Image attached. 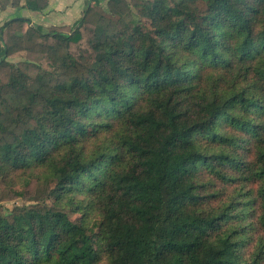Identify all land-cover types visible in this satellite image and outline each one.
I'll use <instances>...</instances> for the list:
<instances>
[{"label":"trees","instance_id":"1","mask_svg":"<svg viewBox=\"0 0 264 264\" xmlns=\"http://www.w3.org/2000/svg\"><path fill=\"white\" fill-rule=\"evenodd\" d=\"M27 22L0 26V176L43 195L0 214V264H262L238 237L240 205L264 228V0H90L71 32ZM206 178L258 187L212 208Z\"/></svg>","mask_w":264,"mask_h":264},{"label":"rangeland","instance_id":"2","mask_svg":"<svg viewBox=\"0 0 264 264\" xmlns=\"http://www.w3.org/2000/svg\"><path fill=\"white\" fill-rule=\"evenodd\" d=\"M106 3V2H105ZM104 3V5H105ZM133 12L135 15L138 13V8L136 6L133 7ZM102 19L95 15L91 19L89 23H86L84 25V36L81 42H79L76 45L72 46V51L79 56L80 54H87L90 46H89V40L93 36V29L97 28L101 24ZM30 24H26L25 27L29 26ZM75 27V24L73 25H67V26H41L42 31L44 33H47L51 30H60L62 32H71L73 28ZM2 43L0 42V59L3 57V51H2ZM54 45V44H53ZM53 45L48 44V48L51 49ZM50 51H47V49H41V51L37 48H34L29 53H27V57H23V59H29L35 62L36 64H41L43 67H51L52 60L48 54ZM59 55L65 53V49L61 48L59 49ZM16 57H11L10 59L13 60ZM22 59V58H21ZM59 60V57H57V61ZM16 61V60H15ZM83 61V60H82ZM28 71L31 73L32 76H35L38 72L41 70L34 64H31L30 67H28ZM0 78L6 80V77L3 75H0ZM10 95V94H9ZM6 97V96H5ZM8 98V97H6ZM5 98L3 97V94L0 95V102L1 105H4ZM9 100V98H8ZM250 159L254 157L253 151L246 152ZM206 180H211L213 183L207 184V192H216V195L212 197L209 200V206L212 208L220 207L222 204H225L229 202L234 195L242 194L238 197H240V200L246 201L248 199L252 200L254 198V193L258 187V182L249 181L244 184H226L224 182H221L218 179L213 178H206ZM204 180L205 182H207ZM24 187L23 185V179L20 177H14L11 179H3L0 176V214L6 213L5 211L7 209L11 210L15 206H24L29 204H35L39 201V199L43 195V191L40 187H38L35 182H33L28 187V192L24 196H18L14 192L15 190H21ZM239 207H242L244 211L252 212L251 215L245 220L243 225H246V229L244 233L238 237V240L241 241L239 251L242 259H246L248 261H252L254 257L257 255H260L261 263L264 264V228L258 223V216L261 212L259 206L257 203H252L249 205H240ZM8 213V212H7ZM72 216L77 217L78 214H72Z\"/></svg>","mask_w":264,"mask_h":264},{"label":"crops","instance_id":"3","mask_svg":"<svg viewBox=\"0 0 264 264\" xmlns=\"http://www.w3.org/2000/svg\"><path fill=\"white\" fill-rule=\"evenodd\" d=\"M0 9V26L14 17L27 18L37 26L75 24L84 14L90 0H4Z\"/></svg>","mask_w":264,"mask_h":264}]
</instances>
